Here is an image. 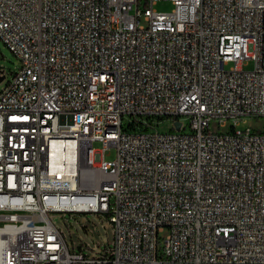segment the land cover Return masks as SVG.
I'll list each match as a JSON object with an SVG mask.
<instances>
[{
    "label": "built area",
    "instance_id": "2783aa9c",
    "mask_svg": "<svg viewBox=\"0 0 264 264\" xmlns=\"http://www.w3.org/2000/svg\"><path fill=\"white\" fill-rule=\"evenodd\" d=\"M159 1L0 0L21 64L0 91V264H264V130L237 129L264 117V0ZM50 214L105 215L107 256L69 252Z\"/></svg>",
    "mask_w": 264,
    "mask_h": 264
},
{
    "label": "rangeland",
    "instance_id": "374dc122",
    "mask_svg": "<svg viewBox=\"0 0 264 264\" xmlns=\"http://www.w3.org/2000/svg\"><path fill=\"white\" fill-rule=\"evenodd\" d=\"M143 2L140 3V8H144ZM157 11H170L172 4L168 0L159 1L154 5ZM21 68L19 60L2 44L0 41V74L4 79L0 83V91L5 84L13 77L15 73ZM254 64L251 61L245 62L243 69L252 70ZM184 129L180 130L181 133H189L188 120L180 118ZM129 119L125 117L122 120V127L126 131L128 129ZM154 126L157 132L177 133L174 129L171 119H155ZM230 123H227L224 127H218L215 123H210L209 130L211 133L225 134L230 131ZM249 128L252 131L264 130V117L259 118H243L239 121L237 129L244 130ZM139 130H136V132ZM148 132H154L150 129ZM94 150H100L102 145L98 142L92 145ZM115 158V149L110 148L105 152V160L112 161ZM50 220L62 232L65 237L66 245L69 252L81 251L89 258L102 259L107 256L109 248L111 247L113 239V228L109 224L105 215H93V214H50ZM167 230H164L158 235L159 248L164 245L165 237L167 236Z\"/></svg>",
    "mask_w": 264,
    "mask_h": 264
},
{
    "label": "bare ground",
    "instance_id": "6f19581e",
    "mask_svg": "<svg viewBox=\"0 0 264 264\" xmlns=\"http://www.w3.org/2000/svg\"><path fill=\"white\" fill-rule=\"evenodd\" d=\"M50 164L53 167L67 170L69 168L71 153L69 147H59L58 144H53L50 155Z\"/></svg>",
    "mask_w": 264,
    "mask_h": 264
},
{
    "label": "water",
    "instance_id": "95a60500",
    "mask_svg": "<svg viewBox=\"0 0 264 264\" xmlns=\"http://www.w3.org/2000/svg\"><path fill=\"white\" fill-rule=\"evenodd\" d=\"M3 79H4L3 75L0 74V83L3 81ZM179 128H180V123H179V122H175V123H174V129H175L176 131H178Z\"/></svg>",
    "mask_w": 264,
    "mask_h": 264
}]
</instances>
